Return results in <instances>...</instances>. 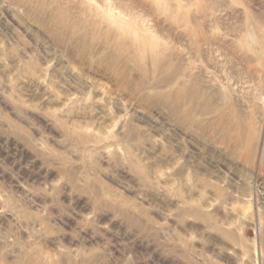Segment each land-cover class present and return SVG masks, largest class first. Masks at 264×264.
Masks as SVG:
<instances>
[{"label":"rangeland","instance_id":"obj_1","mask_svg":"<svg viewBox=\"0 0 264 264\" xmlns=\"http://www.w3.org/2000/svg\"><path fill=\"white\" fill-rule=\"evenodd\" d=\"M0 264H264V0H0Z\"/></svg>","mask_w":264,"mask_h":264}]
</instances>
